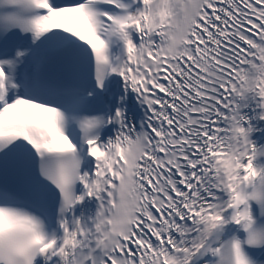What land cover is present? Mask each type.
Wrapping results in <instances>:
<instances>
[{
  "label": "snow or ice",
  "instance_id": "snow-or-ice-1",
  "mask_svg": "<svg viewBox=\"0 0 264 264\" xmlns=\"http://www.w3.org/2000/svg\"><path fill=\"white\" fill-rule=\"evenodd\" d=\"M0 54V264H264L257 146L216 167L264 0H0Z\"/></svg>",
  "mask_w": 264,
  "mask_h": 264
},
{
  "label": "clouds",
  "instance_id": "clouds-1",
  "mask_svg": "<svg viewBox=\"0 0 264 264\" xmlns=\"http://www.w3.org/2000/svg\"><path fill=\"white\" fill-rule=\"evenodd\" d=\"M242 80L244 82L237 90L234 101L238 110L234 119L229 121V127L233 130V144L220 158L216 167H218L221 173H226L235 181L236 177L241 175L240 169L245 168V162L242 159L244 153L240 151V148L245 143L255 144L257 151L253 159L247 164L246 176L249 179L250 185L248 190H253L251 185H255L256 190H264V160L260 159L261 156H264V147L258 146L252 139V133L255 129L252 126H245L243 123L245 118L239 111V108L242 106L239 101L247 100L250 93L260 97L256 86L258 83L264 82V63L246 69L242 74ZM238 129H242L243 131H237ZM229 164L231 165L230 167ZM237 187H239L238 183Z\"/></svg>",
  "mask_w": 264,
  "mask_h": 264
}]
</instances>
